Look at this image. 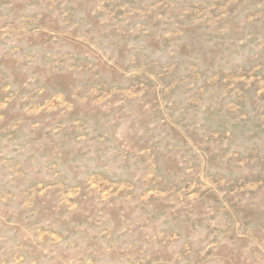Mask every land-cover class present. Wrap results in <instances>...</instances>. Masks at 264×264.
<instances>
[{
	"label": "rangeland",
	"instance_id": "rangeland-1",
	"mask_svg": "<svg viewBox=\"0 0 264 264\" xmlns=\"http://www.w3.org/2000/svg\"><path fill=\"white\" fill-rule=\"evenodd\" d=\"M0 264H264V0H0Z\"/></svg>",
	"mask_w": 264,
	"mask_h": 264
}]
</instances>
